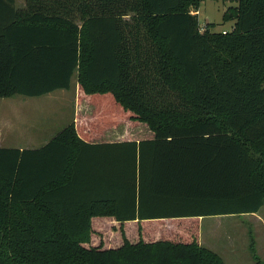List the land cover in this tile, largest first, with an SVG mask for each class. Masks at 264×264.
I'll return each instance as SVG.
<instances>
[{"label":"trees","instance_id":"trees-1","mask_svg":"<svg viewBox=\"0 0 264 264\" xmlns=\"http://www.w3.org/2000/svg\"><path fill=\"white\" fill-rule=\"evenodd\" d=\"M202 1L0 0V98L78 74L95 106L0 147V264H224L186 238L264 206V0H229L226 33L200 27ZM120 123L155 136L93 142Z\"/></svg>","mask_w":264,"mask_h":264},{"label":"rangeland","instance_id":"rangeland-1","mask_svg":"<svg viewBox=\"0 0 264 264\" xmlns=\"http://www.w3.org/2000/svg\"><path fill=\"white\" fill-rule=\"evenodd\" d=\"M225 1L226 3L223 0L202 1L199 11L193 12L198 14L202 29L209 23L215 24V31L233 29L234 22L224 20L227 6L231 5L229 0ZM56 91L41 97L15 95L0 98V146L20 144L35 146L43 143L46 138L35 139L31 136L41 126H53L60 130L68 125L72 117L70 107L73 102L76 108L80 105L81 114L91 111L92 106L85 100V91L79 83L78 74L69 91ZM61 101L68 103L62 104ZM24 131L27 139L20 138L24 137L22 135ZM112 131L108 130L100 139H113ZM140 131L144 132L139 134V137L146 138L145 130L140 128L138 132ZM262 220L254 215L201 218L196 222L200 229L190 232L186 240L198 241L200 246L218 254L224 264H255L253 249L264 262V211ZM128 231L136 234V228L132 225L128 226ZM106 235L108 234L105 231L95 233L91 244L104 246ZM112 239L114 240V235ZM137 239L138 236L132 240Z\"/></svg>","mask_w":264,"mask_h":264},{"label":"crops","instance_id":"crops-1","mask_svg":"<svg viewBox=\"0 0 264 264\" xmlns=\"http://www.w3.org/2000/svg\"><path fill=\"white\" fill-rule=\"evenodd\" d=\"M15 1H16L18 8H23L25 6L26 0H15ZM224 31H228V30H224ZM62 90H65V89H61L58 91H62ZM69 90H66V91H69ZM55 92H57V91H55ZM77 94H78V92H77ZM77 99H79V98L77 97ZM85 100L88 102V104L90 106H92L91 111H89L88 113H85V114H81L80 105H79V107L77 106V108H76L74 105V102H73V104L71 103L72 105L70 108H71V112H72V117H71L69 123L70 122L79 123L83 117H85L87 115H92L94 113V111H95L94 104L89 102L87 99H85ZM61 103L66 104L68 102L67 101L66 102L61 101ZM140 128L145 130V133L147 134L146 138L145 137H139L140 136L139 134L144 132V131L138 132V130ZM110 129L114 131V132L112 131L114 138L113 139H107V140H104V139L101 140L100 138L103 137L105 135V133ZM60 130H59V128L58 129L53 128V126H41L40 129L36 130L34 135L31 137L35 138V139H37L39 137L46 138V140L43 143L35 145V146H30L27 144L26 145L20 144V145H4V146H0V147H15V148H20V149L40 148L44 144H46L51 138H53ZM25 131L22 133V135H24V137L21 136L20 137L21 139H27L26 135H25ZM154 136H155L154 132L149 128V126L146 123H140L137 125H131L129 123H120L116 126L108 128L99 138L94 139L93 142H117V141H127V140L140 141V140H144V139H152V138H154ZM106 137H108V135ZM263 211H264V206L257 213H246V214H242V215H254L260 221H263L262 220L263 219ZM221 216H229V215H221ZM215 217H220V216H215ZM201 218H208V217H201Z\"/></svg>","mask_w":264,"mask_h":264},{"label":"built area","instance_id":"built-area-1","mask_svg":"<svg viewBox=\"0 0 264 264\" xmlns=\"http://www.w3.org/2000/svg\"><path fill=\"white\" fill-rule=\"evenodd\" d=\"M224 33H226L227 31H223Z\"/></svg>","mask_w":264,"mask_h":264}]
</instances>
